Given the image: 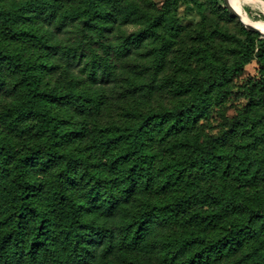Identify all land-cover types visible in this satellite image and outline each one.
Here are the masks:
<instances>
[{
    "label": "trees",
    "instance_id": "obj_1",
    "mask_svg": "<svg viewBox=\"0 0 264 264\" xmlns=\"http://www.w3.org/2000/svg\"><path fill=\"white\" fill-rule=\"evenodd\" d=\"M208 1L0 0V264H264V39Z\"/></svg>",
    "mask_w": 264,
    "mask_h": 264
},
{
    "label": "rangeland",
    "instance_id": "obj_2",
    "mask_svg": "<svg viewBox=\"0 0 264 264\" xmlns=\"http://www.w3.org/2000/svg\"><path fill=\"white\" fill-rule=\"evenodd\" d=\"M157 8H160L166 0H152ZM201 5L203 7V12L207 16V23L217 22L220 19L221 12L214 8L208 0H200ZM255 1V0H249ZM234 4V2H233ZM221 6L227 7L226 3H221ZM243 14L251 20L253 23H264V7L259 4H246L244 3L242 6ZM239 10H241L239 6ZM241 12V11H240ZM234 13V11H233ZM202 12L194 6L191 2L189 5L181 4L178 9V16L180 19V24L183 28L190 29L195 27L202 21ZM235 16V14H234ZM236 17V16H235ZM244 21V20H243ZM232 31L236 28L232 24L229 26ZM256 33V32H255ZM260 35V39H264L263 35ZM258 75V64L257 62H253L252 64L248 65L245 69V73L242 79H246L249 77H254ZM113 105L112 107L116 111L119 106L120 97L119 94L113 95ZM245 101L242 99H231L222 110H214L211 114L209 119V124L211 125V130L213 133L217 132L220 125L224 122L225 118H232L234 117L238 110L244 105Z\"/></svg>",
    "mask_w": 264,
    "mask_h": 264
},
{
    "label": "bare ground",
    "instance_id": "obj_3",
    "mask_svg": "<svg viewBox=\"0 0 264 264\" xmlns=\"http://www.w3.org/2000/svg\"><path fill=\"white\" fill-rule=\"evenodd\" d=\"M234 2V8L238 11V13L242 16L244 22L246 24L253 25L259 29V31L264 35V23H253L251 22L250 19H248L244 14H243V9L242 6L244 3L246 4H258L256 1H249V0H232ZM239 6L241 10H239ZM241 11V12H240Z\"/></svg>",
    "mask_w": 264,
    "mask_h": 264
},
{
    "label": "water",
    "instance_id": "obj_4",
    "mask_svg": "<svg viewBox=\"0 0 264 264\" xmlns=\"http://www.w3.org/2000/svg\"><path fill=\"white\" fill-rule=\"evenodd\" d=\"M233 11H234V14L236 16V18L238 19V21L243 25V27H245L246 29L252 31V32H256V33H260L262 34L259 29L253 25H250V24H246L244 21H243V18L242 16L238 13V11L233 7ZM263 35V34H262ZM264 37V35H263Z\"/></svg>",
    "mask_w": 264,
    "mask_h": 264
},
{
    "label": "crops",
    "instance_id": "obj_5",
    "mask_svg": "<svg viewBox=\"0 0 264 264\" xmlns=\"http://www.w3.org/2000/svg\"><path fill=\"white\" fill-rule=\"evenodd\" d=\"M259 5L264 7V0H255Z\"/></svg>",
    "mask_w": 264,
    "mask_h": 264
}]
</instances>
